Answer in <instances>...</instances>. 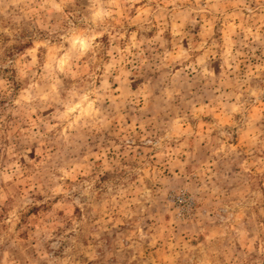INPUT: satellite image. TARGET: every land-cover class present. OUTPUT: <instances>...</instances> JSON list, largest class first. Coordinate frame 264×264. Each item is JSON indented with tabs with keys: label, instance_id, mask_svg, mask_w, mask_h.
Masks as SVG:
<instances>
[{
	"label": "rangeland",
	"instance_id": "374dc122",
	"mask_svg": "<svg viewBox=\"0 0 264 264\" xmlns=\"http://www.w3.org/2000/svg\"><path fill=\"white\" fill-rule=\"evenodd\" d=\"M0 264H264V0H0Z\"/></svg>",
	"mask_w": 264,
	"mask_h": 264
}]
</instances>
